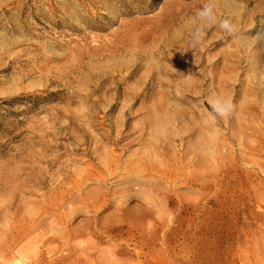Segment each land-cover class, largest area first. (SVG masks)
<instances>
[{"label":"rangeland","instance_id":"rangeland-1","mask_svg":"<svg viewBox=\"0 0 264 264\" xmlns=\"http://www.w3.org/2000/svg\"><path fill=\"white\" fill-rule=\"evenodd\" d=\"M208 3L214 22L197 15ZM251 149L257 163L243 158ZM109 150L120 172L83 192L110 188L112 206L80 202L63 219L77 236L59 238L52 174L81 160L104 170ZM159 152L195 173L122 179L125 160L138 171ZM2 240L0 264H74L84 252L94 264H113L111 252L123 264H264V0H0Z\"/></svg>","mask_w":264,"mask_h":264},{"label":"bare ground","instance_id":"bare-ground-1","mask_svg":"<svg viewBox=\"0 0 264 264\" xmlns=\"http://www.w3.org/2000/svg\"><path fill=\"white\" fill-rule=\"evenodd\" d=\"M116 107V104H113L111 106V109H114ZM97 143V141H95ZM245 152L243 154V158L245 160H254V151L251 149V151ZM158 155V152L154 151L152 155ZM151 155V154H150ZM159 155L162 157L161 161L154 162L149 159L145 160H140L138 161V164L140 165V169L138 171L135 170V168L132 167V164L130 165V159L125 160L127 162V165L125 167L126 173L125 175H121L122 179H131L130 178V172L139 174H145L148 173L149 175H158L159 177H162L163 180L166 181H171L173 184H175L179 179L183 178L185 176V172H189L190 176H193L192 174L195 173V168L194 167H189V171L185 169V166L181 163V161H178L177 157L175 156H168V155H161L159 152ZM120 157V155H118ZM165 157V160H164ZM168 157V159H166ZM171 157V158H170ZM101 168L104 170H100L98 166L93 163L92 161H84L81 164H84L85 166L76 168V170H70L69 168L65 167H60L58 166L57 170L54 171L52 174L53 178H61L59 183L57 184L58 187H56L52 193L53 196L48 199L50 202V206L52 209H55L58 211L60 209V212L54 213L55 218L57 220V224L61 227V230L63 231L62 235L59 236L61 239H67L71 233H73V237H76L77 232H71L69 229L65 226V223L63 222L64 218L70 219L74 216H77L80 213V210L76 209L78 204L80 202L90 204L91 206H88L92 209H95V211H102L106 210L110 206H112V203L114 202V195L116 192L111 190L110 188L106 190H97V191H87L83 192L85 186L91 182L95 177L97 176H102L103 171H110L113 175H117L120 170H121V164H120V158H117V155L114 154L112 150L103 152L101 154ZM208 160L211 163L210 157ZM257 163V162H256ZM262 166V164L260 163ZM211 166V164H210ZM131 167V168H130ZM208 175V174H207ZM197 176V175H196ZM106 177H103L102 179H105ZM191 180L190 178H188ZM208 184V183H206ZM79 194L80 196L74 200L72 203L73 205L69 210H64L61 211V207L63 206L64 202L66 199L71 196L72 194ZM256 196L258 199L262 198V192L259 190V188L256 185L251 184L250 189L247 191V195L250 197V195ZM115 205V215L113 217L116 218V221L122 219L121 217L124 215L125 211V205H126V200L122 201L121 203H116ZM45 210V212H43ZM48 212V209L45 208L44 206L42 207V213ZM38 218V217H37ZM37 218L36 220L32 221V219L29 222H26L23 224L20 228H16V234L13 233V230L7 232L6 236L11 238V239H16L18 237H21L23 232L31 229L33 226L37 225ZM48 232V231H46ZM42 235H44V230L40 231ZM112 234L111 231L108 232V236ZM57 236V235H54ZM58 237V236H57ZM5 238V237H4ZM4 240V239H3ZM0 242V250L3 249L2 242ZM55 238H52L51 242H54ZM91 240V239H90ZM92 241V240H91ZM93 242V241H92ZM86 250V249H85ZM84 250V251H85ZM92 254V255H91ZM111 259L113 261V264H123L125 261H123L125 258L121 255L118 256L117 253H112L111 252ZM92 257H97L99 259V255L93 254L91 252H84V255L78 256L74 264H84V263H89V264H94L92 263L93 258ZM258 258L261 259V256L255 257L251 256L250 258H246V261L253 263ZM110 261H107V264H110ZM40 264V262L38 263ZM43 264V263H42Z\"/></svg>","mask_w":264,"mask_h":264},{"label":"clouds","instance_id":"clouds-1","mask_svg":"<svg viewBox=\"0 0 264 264\" xmlns=\"http://www.w3.org/2000/svg\"><path fill=\"white\" fill-rule=\"evenodd\" d=\"M198 17H200L202 22L205 21H210V22H214V5L212 3H208L204 6L203 10L200 11L199 13H197ZM203 26V25H202ZM220 27L228 32H232L235 30V26L232 25L229 21L224 20L220 23ZM201 35L200 30H197V33L194 35V43H198L199 42V37ZM217 103H220V101L218 100ZM230 101H224L222 106L217 109L220 115H227L228 114V110L230 108Z\"/></svg>","mask_w":264,"mask_h":264}]
</instances>
